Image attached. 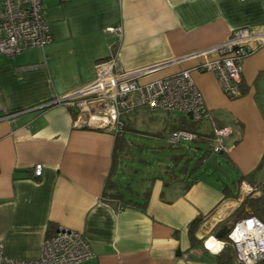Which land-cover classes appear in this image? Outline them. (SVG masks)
I'll list each match as a JSON object with an SVG mask.
<instances>
[{
	"label": "crops",
	"instance_id": "crops-1",
	"mask_svg": "<svg viewBox=\"0 0 264 264\" xmlns=\"http://www.w3.org/2000/svg\"><path fill=\"white\" fill-rule=\"evenodd\" d=\"M43 5L52 40L14 56L0 53V242L4 253L36 259L44 238L63 225L80 231L93 250L94 255L79 264H218L201 236L208 232L216 236L228 227V216L248 196L242 192L244 197H239L241 183L255 189L252 195L264 193V45L243 57L245 92L235 98L225 97L213 71L198 67L204 55L169 63L148 75L190 69L215 124L233 129L223 140L226 151L209 155L214 157L212 170L224 159L236 177L230 182L216 173L210 175L216 178L203 177L198 172L202 163L188 178L179 175L165 183L161 176L146 177L153 180L145 209L126 202L140 200L148 181L142 179L140 192L132 189V168L126 165L128 156L122 149L129 145L125 133L135 131V124L129 122L136 123L137 116L149 108L127 112L128 123L126 113L121 115L124 127L116 148L113 133L76 127L73 109L44 104L91 82L98 60L115 56L125 69L134 70L220 43L233 29L260 31L264 0H44ZM115 24L122 27L120 36L109 30ZM159 71L164 73L158 75ZM161 111L165 119L149 120L157 127L151 134L167 125L169 135L190 119L179 114L172 120ZM202 122L199 129L210 133V120ZM36 163L42 164L39 177L32 171ZM194 176L195 181L185 187V177ZM108 178L113 187H106ZM111 191L125 198L109 196ZM195 217H201L202 223L192 245L188 222ZM255 264H264V259Z\"/></svg>",
	"mask_w": 264,
	"mask_h": 264
},
{
	"label": "built area",
	"instance_id": "built-area-1",
	"mask_svg": "<svg viewBox=\"0 0 264 264\" xmlns=\"http://www.w3.org/2000/svg\"><path fill=\"white\" fill-rule=\"evenodd\" d=\"M44 0H1L0 6V53L14 56L25 48L43 47L52 40V34L43 14ZM117 36L122 27H109ZM264 45V29L251 31L247 27L233 29L229 36L212 46L194 51L168 62H162L134 70L125 69L115 56L95 63L96 76L86 84L57 97L53 101L73 109V125L101 129L116 135L123 127V113L139 107L167 112L172 120L179 114L191 115L194 120H210L213 153L226 151L224 138L233 132L231 127L218 126L205 107L202 95L196 87L190 69L148 78V75L169 63L197 55H204L198 66L213 71L229 96L237 95L241 80V61L257 46ZM50 103V102H49ZM45 103L44 105H49ZM198 133L185 128L172 129L168 142L178 144L195 141ZM35 177L42 174V164L32 167ZM249 194L253 187H243ZM201 236L203 246L212 253L219 252L225 244L233 247L234 264H255L264 258V221L254 215L237 220L227 232V241L209 234ZM221 242L214 251L208 240ZM93 250L80 231L59 225L52 235L44 238L41 254L33 260L7 256L0 242V264H79L91 258Z\"/></svg>",
	"mask_w": 264,
	"mask_h": 264
},
{
	"label": "rangeland",
	"instance_id": "rangeland-1",
	"mask_svg": "<svg viewBox=\"0 0 264 264\" xmlns=\"http://www.w3.org/2000/svg\"><path fill=\"white\" fill-rule=\"evenodd\" d=\"M169 69L171 68L165 69L164 71L168 72ZM164 71H159L157 73H159L158 75H161L164 73ZM224 95L227 99H230V97L227 94H225V92ZM221 104L222 107L226 108L224 102ZM124 116L128 117V114L126 113ZM137 117L138 119L136 120V123H133L131 121L129 122V119L131 117L125 119L127 123L129 122L130 125L135 124L136 127L134 133H129V132L125 133V138L129 143V145L128 147L125 146V149L124 148L122 149L123 151H126L125 153L128 156V158L124 160L126 161V165L132 168L130 169V174L132 176V178L129 179L131 181L130 184L132 186V189L137 192H140L139 190L141 188L140 184L142 179L146 177H153L156 175L164 177L163 175H164L165 167L171 164L169 158L170 155L185 153L186 156L189 157L188 168L190 169L193 166L195 160L202 154L204 149L208 148L207 143L205 142L198 143L195 141L183 142L181 143L180 147L172 148L171 146H169L168 144L169 142L166 141L168 137V133H167L168 127L166 128L167 125H165V128H162L158 132L153 131V134H151L150 132L152 131V129L156 130L157 128L153 126L151 122H155L156 120L161 121L164 118V113L161 110L146 109L144 110L143 113H140ZM139 119L142 120L144 123L139 124ZM149 120H151V122ZM82 128H88V127H82ZM154 133L156 135H154ZM212 158L214 160L213 156H209L208 159L204 160L200 166L199 169L200 171L198 172H200L201 175L203 174V177H208L212 173H216V175L219 174L222 177V179L226 178L225 180H227L228 182H230L231 180L230 178L236 177V173L234 172V169L231 168L224 159L221 160V166L219 167L216 166L217 168L215 171L212 170L213 169V165L211 161ZM183 161L184 159H181L179 165H181ZM119 176H121V174H119ZM211 178H216V177L213 176ZM253 192H255V189L252 190V192L250 193L252 194ZM240 194L241 195H239V197L242 198L243 194L241 192V184H240ZM228 224H230V220L229 222L227 221V225ZM227 232L224 233L226 235L225 238H223L222 236H218L217 238L223 241H227ZM213 233L215 234L216 231L214 230ZM233 255H235L234 249H233Z\"/></svg>",
	"mask_w": 264,
	"mask_h": 264
},
{
	"label": "trees",
	"instance_id": "trees-1",
	"mask_svg": "<svg viewBox=\"0 0 264 264\" xmlns=\"http://www.w3.org/2000/svg\"><path fill=\"white\" fill-rule=\"evenodd\" d=\"M245 92V88L243 87L241 80L239 83V92L237 95L231 96L229 95V97H237L240 96L241 94H243ZM203 120H194L192 118H188L186 120H183L178 126L188 129V130H192L194 132L198 133V141H204L206 142L208 145L211 144L212 141V133L210 130V133L207 131H202L199 128H201L202 126V122ZM202 122V123H201ZM122 132L123 129L117 133L115 135V140H116V148L119 146L118 143H120L121 141V137H122ZM196 139V140H197ZM195 140V141H196ZM169 146H171L172 148H176V147H180L181 143L178 144H171L168 143ZM225 151H221L220 153H224ZM117 153L116 150H114V156ZM211 154V150L210 148H205L204 151L202 152V154L195 160L193 166L189 169L188 168V162H189V157L186 156L185 153H181V154H172L170 155V161L171 164L167 165L164 169V177H161L165 180V183H167L168 181H174L177 179V177L179 175H187V178L190 177V175L192 173H194L200 166V164L202 163V161L207 158L209 155ZM181 159H184L183 163L181 165H179V162ZM115 160L112 161V169L115 166ZM111 175V174H109ZM153 178V177H152ZM152 178H144L143 180L148 181V182H144L145 186L143 187V190L141 191V199L140 200H136L134 198H128L126 200L127 203H129L132 206H136L140 209H145L146 205H147V201H148V197L150 194V190H151V183L149 184V182L151 180H153ZM242 177H240L241 179ZM196 176H194L191 179H186L185 177V187H188L191 183H193V181H195ZM239 179V180H240ZM148 183V184H147ZM106 187L110 188L113 187L114 183L112 181H110V178L107 179L106 181ZM226 186L222 188L223 192H224V196H226ZM109 196H112L114 198H125L124 194L118 191H111L108 192ZM233 196H236V193L233 194ZM247 208V209H246ZM247 215H255L258 218H260L261 220H264V193L259 194V195H252L251 193L246 196L240 203V205L228 216L229 219L231 218V222L228 225V227H231L235 221L247 216ZM226 217V218H228ZM225 220V218L223 219ZM202 223V218L201 217H195L192 220H190L188 222V235H189V239H190V243L192 245H194L197 242V238H196V230L197 228L200 226V224ZM221 236L223 238L226 237L225 234H221ZM216 260L218 262V264H234L232 262V258H233V248L228 245L225 244L221 251L216 253ZM257 263V262H256Z\"/></svg>",
	"mask_w": 264,
	"mask_h": 264
},
{
	"label": "bare ground",
	"instance_id": "bare-ground-1",
	"mask_svg": "<svg viewBox=\"0 0 264 264\" xmlns=\"http://www.w3.org/2000/svg\"><path fill=\"white\" fill-rule=\"evenodd\" d=\"M189 117H190V115H189ZM190 118H191V117H190ZM190 131H192V130H190ZM38 177H39V176H38ZM229 206H230V205H229ZM208 244L210 245V248H211L212 250L216 251V250L220 247L221 242L214 241L213 238H210V239L208 240Z\"/></svg>",
	"mask_w": 264,
	"mask_h": 264
},
{
	"label": "water",
	"instance_id": "water-1",
	"mask_svg": "<svg viewBox=\"0 0 264 264\" xmlns=\"http://www.w3.org/2000/svg\"><path fill=\"white\" fill-rule=\"evenodd\" d=\"M52 103H55L54 101H51L49 104H52ZM191 117V115H190ZM229 230V227L225 226V227H222L217 233H216V236H221V234H224L226 233L227 231Z\"/></svg>",
	"mask_w": 264,
	"mask_h": 264
}]
</instances>
